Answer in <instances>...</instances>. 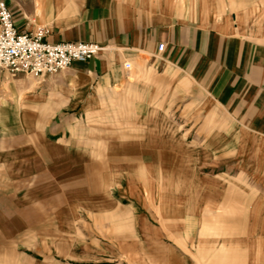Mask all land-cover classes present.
Returning a JSON list of instances; mask_svg holds the SVG:
<instances>
[{
  "label": "crops",
  "instance_id": "obj_1",
  "mask_svg": "<svg viewBox=\"0 0 264 264\" xmlns=\"http://www.w3.org/2000/svg\"><path fill=\"white\" fill-rule=\"evenodd\" d=\"M2 1L22 33L44 27L50 43H92L102 50L52 77L0 72L1 168L85 164L99 192V170L105 163L93 162L92 156L65 157L67 151L78 149L77 134L84 132H79L81 121L109 118L110 112L119 118L152 119L159 113L197 118L203 120L205 135H220L228 127L264 136V0H231L239 13L233 18L213 0ZM253 6L261 11L255 18L250 14ZM160 44H165L162 53ZM127 109L135 113L127 115ZM67 134L69 142L61 137ZM57 135L52 143L49 137ZM117 148L138 149L125 142ZM23 177L11 171L5 186L0 180V199L6 200L8 210L16 193L29 188L22 184ZM44 181L42 176L39 183ZM63 198L52 194L44 204L58 207ZM22 210L28 224L46 219L41 210ZM256 230L264 233L263 228ZM228 243L223 242L233 245ZM263 246L264 242L251 243ZM225 249L216 255L243 258L246 253Z\"/></svg>",
  "mask_w": 264,
  "mask_h": 264
},
{
  "label": "rangeland",
  "instance_id": "obj_2",
  "mask_svg": "<svg viewBox=\"0 0 264 264\" xmlns=\"http://www.w3.org/2000/svg\"><path fill=\"white\" fill-rule=\"evenodd\" d=\"M214 2L229 18L239 14L231 0ZM252 8L255 18L261 11ZM110 113L82 120L78 149L65 157L105 163L99 192L89 165L0 167L3 186L11 171L29 185L11 210L0 199V264H264V246L251 247L264 242V233L254 231L264 229V136L228 127L205 135L203 120L177 115ZM123 142L138 149L119 150ZM58 193L60 206L44 204ZM23 208L46 219L28 224ZM237 248L246 251L243 258L216 255Z\"/></svg>",
  "mask_w": 264,
  "mask_h": 264
},
{
  "label": "built area",
  "instance_id": "obj_3",
  "mask_svg": "<svg viewBox=\"0 0 264 264\" xmlns=\"http://www.w3.org/2000/svg\"><path fill=\"white\" fill-rule=\"evenodd\" d=\"M48 35L44 27L29 33L18 31L12 11L0 0V72L35 79L52 77L76 62L85 63L97 57L102 50L92 43L53 44L47 41ZM164 50L165 44H160L158 52ZM125 67L129 69L131 65L126 63Z\"/></svg>",
  "mask_w": 264,
  "mask_h": 264
}]
</instances>
